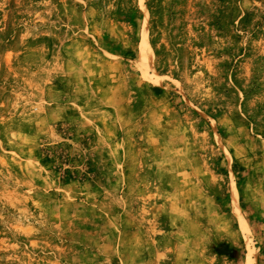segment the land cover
Here are the masks:
<instances>
[{
    "label": "rangeland",
    "instance_id": "1",
    "mask_svg": "<svg viewBox=\"0 0 264 264\" xmlns=\"http://www.w3.org/2000/svg\"><path fill=\"white\" fill-rule=\"evenodd\" d=\"M0 264H264V0H0Z\"/></svg>",
    "mask_w": 264,
    "mask_h": 264
},
{
    "label": "bare ground",
    "instance_id": "2",
    "mask_svg": "<svg viewBox=\"0 0 264 264\" xmlns=\"http://www.w3.org/2000/svg\"><path fill=\"white\" fill-rule=\"evenodd\" d=\"M251 262V257H249V259H248V263H250Z\"/></svg>",
    "mask_w": 264,
    "mask_h": 264
}]
</instances>
